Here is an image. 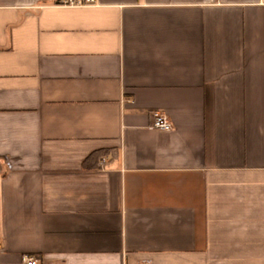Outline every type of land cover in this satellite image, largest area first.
Here are the masks:
<instances>
[{
  "label": "crops",
  "instance_id": "obj_1",
  "mask_svg": "<svg viewBox=\"0 0 264 264\" xmlns=\"http://www.w3.org/2000/svg\"><path fill=\"white\" fill-rule=\"evenodd\" d=\"M57 2L0 0V264H264V0Z\"/></svg>",
  "mask_w": 264,
  "mask_h": 264
},
{
  "label": "built area",
  "instance_id": "obj_2",
  "mask_svg": "<svg viewBox=\"0 0 264 264\" xmlns=\"http://www.w3.org/2000/svg\"><path fill=\"white\" fill-rule=\"evenodd\" d=\"M98 4V0H58L56 5L68 8L92 7ZM153 125L152 129L161 132H172L174 127L168 117L162 111L152 113ZM105 163V159L102 160ZM2 248L0 247V252ZM21 264H40L37 257L26 255L22 259Z\"/></svg>",
  "mask_w": 264,
  "mask_h": 264
},
{
  "label": "trees",
  "instance_id": "obj_3",
  "mask_svg": "<svg viewBox=\"0 0 264 264\" xmlns=\"http://www.w3.org/2000/svg\"><path fill=\"white\" fill-rule=\"evenodd\" d=\"M98 153H96V154H94V155H92L88 160L90 161L91 159L92 160H96L100 155L98 154Z\"/></svg>",
  "mask_w": 264,
  "mask_h": 264
}]
</instances>
